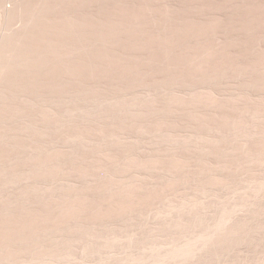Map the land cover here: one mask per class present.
<instances>
[{"label":"rangeland","instance_id":"rangeland-1","mask_svg":"<svg viewBox=\"0 0 264 264\" xmlns=\"http://www.w3.org/2000/svg\"><path fill=\"white\" fill-rule=\"evenodd\" d=\"M0 264H264V0H0Z\"/></svg>","mask_w":264,"mask_h":264}]
</instances>
